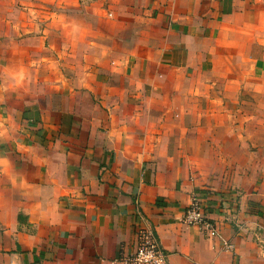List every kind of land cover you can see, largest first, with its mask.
<instances>
[{"label":"crops","instance_id":"0c3cea01","mask_svg":"<svg viewBox=\"0 0 264 264\" xmlns=\"http://www.w3.org/2000/svg\"><path fill=\"white\" fill-rule=\"evenodd\" d=\"M133 11L142 42L97 57L96 71L40 73L41 97L0 71V264H122L142 230L167 264H264L258 190L200 196L217 237L180 222L196 195L184 157L199 136L187 130L208 119L186 113L213 87L199 77L264 71V0H133Z\"/></svg>","mask_w":264,"mask_h":264},{"label":"rangeland","instance_id":"374dc122","mask_svg":"<svg viewBox=\"0 0 264 264\" xmlns=\"http://www.w3.org/2000/svg\"><path fill=\"white\" fill-rule=\"evenodd\" d=\"M143 30L133 0H0V71H12V82L21 73L26 98L41 97L40 73L96 71L97 57L126 53ZM199 82L213 87L198 91L186 113L208 118L187 130L199 136L184 157L189 185L198 197H264V71H215Z\"/></svg>","mask_w":264,"mask_h":264},{"label":"built area","instance_id":"2783aa9c","mask_svg":"<svg viewBox=\"0 0 264 264\" xmlns=\"http://www.w3.org/2000/svg\"><path fill=\"white\" fill-rule=\"evenodd\" d=\"M194 195L185 207L181 224L195 228L206 238L217 237V226L209 217L206 200ZM225 248L230 246L225 244ZM122 264H167V254L160 247L157 237L152 230H142L136 236L135 247L132 253L123 257Z\"/></svg>","mask_w":264,"mask_h":264}]
</instances>
